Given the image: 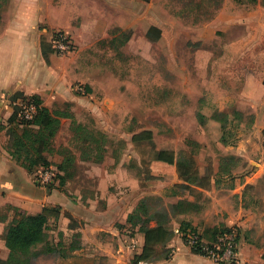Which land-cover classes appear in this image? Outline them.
I'll list each match as a JSON object with an SVG mask.
<instances>
[{"label": "crops", "instance_id": "crops-1", "mask_svg": "<svg viewBox=\"0 0 264 264\" xmlns=\"http://www.w3.org/2000/svg\"><path fill=\"white\" fill-rule=\"evenodd\" d=\"M226 13L224 22L220 17ZM140 22L139 9L125 10L124 0H0L1 263L10 254L3 240L7 227L17 215L38 214L44 208L59 212L57 219L49 217L47 224V234H53V239H48L51 253L63 249L67 254L65 257L48 254L53 260L51 264H129L135 255L141 254L143 234L130 227L127 217L141 199L150 196V183L128 178L124 163L132 156L127 155L126 148L117 155V162L106 151L98 163L82 161L71 150L76 156L73 178L61 188L50 190L34 181L40 168L29 173L8 150V132L14 127L11 101L17 98L35 97L49 111L67 106L74 120L87 114L99 129L105 130L108 117L114 118L117 109L111 99L102 96L106 92L101 82L92 77L89 51L100 41L114 42L113 31L131 30L134 34ZM206 27L243 30L235 32V37L229 32L228 41H216L218 52L214 49L211 59L212 80H203L202 92L207 95L210 91L213 95L206 99L210 109L227 114L234 109L245 114L246 106L264 102V5L257 0L250 11L244 12L226 2ZM54 31L70 35L74 47L71 54L59 56L51 51ZM105 77L116 78L110 71H106ZM79 85L83 87L82 93L75 89ZM259 93L263 96L255 97ZM201 114L209 118L207 112L201 111ZM254 115L255 129L242 134L234 145L222 144L229 149L225 152L212 151L211 157L204 156L203 142L199 139V169L194 183L184 182L176 171L171 174V187L185 185L187 188L167 204L186 200L195 209L172 218L168 225L173 232L171 239L163 246H155L156 250H169L171 257L154 264H217L193 254L185 246L178 232L182 222L189 223L199 234L214 227L236 228L239 232L237 264H264V196L259 195L260 188L264 189V105ZM66 121L71 120H60L53 141L54 151L44 154L55 170L62 162L58 147L67 148L66 143L59 141L60 133L66 131ZM213 123L217 125L216 121ZM135 135L131 132L129 138L123 139L125 147L140 142L133 141ZM219 140L217 144L221 145ZM254 142L260 143L256 152L251 151ZM157 155L149 160L147 170ZM222 160L231 163L219 170ZM246 163L248 167L254 164L255 168L247 171ZM86 164H89L84 171L87 177L99 175L102 179L91 189L87 184L75 185L80 166ZM71 222H77L80 227L74 228ZM75 233L80 234L79 248L71 250Z\"/></svg>", "mask_w": 264, "mask_h": 264}, {"label": "rangeland", "instance_id": "rangeland-1", "mask_svg": "<svg viewBox=\"0 0 264 264\" xmlns=\"http://www.w3.org/2000/svg\"><path fill=\"white\" fill-rule=\"evenodd\" d=\"M226 2L233 3L244 12L250 11L256 4L250 0H124L125 10L139 9L141 22L136 26L135 33L131 30L113 31L114 42L110 39L100 41L89 51L92 77L94 81L101 82V87L106 92L102 96L111 99L117 110L114 112V118L108 117L105 130L99 129L87 114L76 118L75 121L94 133L95 137L100 133L104 134L106 151L109 155L112 154L116 162L117 155L126 148L127 155L132 156L124 163L128 178L150 183V196L143 199L151 211L165 207L178 195L176 193L184 192L181 188L183 186L171 187L173 173L150 174L146 165L153 155L164 151L173 154L174 160L183 161L189 158L196 172L199 169V139L203 142L204 156L208 154L211 157L212 151L225 152L229 149L222 144L234 145L242 134L251 133L255 129V111L263 108L264 102L260 101L246 106L245 114L234 109H230L227 114L210 109L206 104V99L213 95L210 91L207 95L205 91L202 92V82L212 80L211 59L214 49L218 52L216 41H228L231 31L234 37L235 32H243L238 29L214 30L206 27ZM261 4L264 5V0H261ZM127 16L125 13V18ZM220 18L226 22L227 13ZM67 35L71 40L70 35ZM131 38L133 40L129 41ZM122 41L126 42L121 45ZM73 51L74 47L69 54ZM251 64L249 61L247 66L250 67ZM106 71H110L116 78L105 77ZM258 96L261 98L263 95L255 94V97ZM205 106L209 108L205 109ZM53 111L64 112L69 111V108L61 106ZM201 111L207 112L209 118H203ZM235 113L240 116L234 117ZM213 121H216L217 125ZM65 123L66 131L60 133L59 141L66 143L67 148L82 158L93 155L85 148L89 144V137L79 133L73 134L70 130L71 121ZM131 132H148L150 137L125 147L123 139L129 138ZM217 139H220L221 145L217 144ZM62 148V145L59 146L58 151ZM259 149L260 143L254 142L251 151L256 152ZM191 151L194 154H191ZM87 165L89 164L80 166L75 185L87 184L91 189L102 179L99 175L95 178L87 177L84 173ZM186 165L179 163V173L182 174L185 169L191 173V165ZM247 165L248 163L245 164ZM252 167L255 168L254 164L247 166V171ZM259 195L264 196L262 187ZM197 201L199 202V197ZM70 225L76 229L80 227L77 222H71ZM52 236V233H48L50 241ZM44 247L36 245L31 248L32 253L40 254L33 259V264H51L53 260L47 257L48 254L56 257L67 256L63 249L51 253L46 252ZM165 256L170 258L171 252L162 248L156 250V260L152 264L164 260Z\"/></svg>", "mask_w": 264, "mask_h": 264}, {"label": "trees", "instance_id": "trees-1", "mask_svg": "<svg viewBox=\"0 0 264 264\" xmlns=\"http://www.w3.org/2000/svg\"><path fill=\"white\" fill-rule=\"evenodd\" d=\"M141 1L148 2L150 0ZM250 1L253 4L257 2V0ZM125 42L126 41H122L120 44L123 45ZM29 98L34 100L38 107L35 117L29 122H17L14 113L11 121L14 124V127L8 132L9 154L21 167L29 173H32L37 168L50 167L49 163L44 158V154H49L54 151L53 141L60 128L61 119L71 120L70 130L73 134L79 133L89 137V144L85 148L87 151H91L93 155L90 154L85 158H82L80 155L79 158L81 160H93L96 163L102 161L103 155L106 152V137L104 134L100 133L98 137H95L94 133L86 130L83 125L77 123L69 111L52 112L42 107L37 98ZM235 114L234 117L240 116L239 113ZM226 120L227 118L225 117V121ZM220 124L223 128L222 123ZM149 137L150 134L148 132H142L135 135L132 139L133 141H141L147 140ZM58 153L62 157V162L56 168V179L57 188H61L74 176V163L76 161V156L66 147H63ZM191 154H194V152L191 151ZM185 160H174L173 154L161 151L157 157L150 162L148 171L156 174H171L176 171L184 182L194 183L197 178L196 172L192 167V161L189 158ZM181 162L187 164L186 167L191 165V173L186 169L182 174L179 173V163ZM230 163L231 162L228 160H222L220 162L219 170H224L230 165ZM180 186H183L181 187L183 188V191L187 188L185 185H179L175 188H179ZM53 188L54 187L50 186L48 190ZM180 193L178 192L176 195H179ZM193 209H195L194 205L186 200H179L175 204H167L165 207L162 206L151 211L146 200L141 199L134 211L128 215L127 223L132 229H137L138 232L143 234L144 246L141 254L135 255L129 264L153 263L156 260L154 258L156 254L155 246L165 245L173 235V232L168 226L172 218L185 214ZM58 214L59 212L57 209L44 208L42 212L38 214L17 215V219H14L10 226L7 227L3 236V240L10 254L8 259L3 263L0 261V264H33V259H36L37 256L40 255L31 252V248L36 245L45 246L44 250L46 252H51L52 250L48 246L47 224L49 217L56 220ZM231 229L235 228L214 227L208 229L204 234H199L189 223L182 222L180 223L178 232L180 233L182 240H184V235L187 231H192L198 233L201 238L211 241L218 234L227 233L231 231ZM79 238V233L73 234L70 243L71 250L79 248V242L77 241ZM166 251L169 252V250ZM193 253L199 254V252L195 250H193ZM168 259V256L164 257V260Z\"/></svg>", "mask_w": 264, "mask_h": 264}, {"label": "built area", "instance_id": "built-area-1", "mask_svg": "<svg viewBox=\"0 0 264 264\" xmlns=\"http://www.w3.org/2000/svg\"><path fill=\"white\" fill-rule=\"evenodd\" d=\"M51 51L59 56H65L72 51L73 44L67 33L56 31L52 33L50 40ZM78 93L83 92L82 86H75ZM14 108L17 122L32 121L37 113V105L31 98L23 97L11 101ZM57 171L51 167L40 168L34 175L35 183L48 189L50 186L57 187L55 179ZM184 244L193 253L198 251L201 257L207 258L217 264H237L239 249V233L236 228L223 234H218L213 240L207 241L199 236L198 233L187 231L184 235ZM194 254V253H193Z\"/></svg>", "mask_w": 264, "mask_h": 264}]
</instances>
